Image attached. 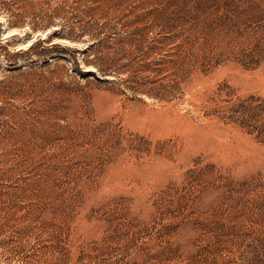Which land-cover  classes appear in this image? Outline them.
<instances>
[{
	"label": "rangeland",
	"instance_id": "374dc122",
	"mask_svg": "<svg viewBox=\"0 0 264 264\" xmlns=\"http://www.w3.org/2000/svg\"><path fill=\"white\" fill-rule=\"evenodd\" d=\"M14 1L0 264H264V0Z\"/></svg>",
	"mask_w": 264,
	"mask_h": 264
},
{
	"label": "trees",
	"instance_id": "16d2710c",
	"mask_svg": "<svg viewBox=\"0 0 264 264\" xmlns=\"http://www.w3.org/2000/svg\"><path fill=\"white\" fill-rule=\"evenodd\" d=\"M10 1L13 2V4L17 3V1H14V0H10ZM33 3H35V1ZM46 3H50V2H46ZM3 4H5V3L3 2ZM62 12H66V11H64V8L62 6H60L59 8L54 9V10L48 9L46 12L43 8H41L39 10L33 9V12H30V14L32 16H34L33 18H36V17L40 18L41 22L48 21V24H51V22H52L51 19L57 18V16L62 14ZM22 17H24V16H22ZM22 22H23V20L20 21L19 23L22 24ZM19 23L15 22V24H19ZM51 46L53 47L54 45H51ZM34 47L35 46L33 44L27 51H32L34 49ZM20 51L23 52V50H20ZM8 60H9V62H13L10 58Z\"/></svg>",
	"mask_w": 264,
	"mask_h": 264
}]
</instances>
